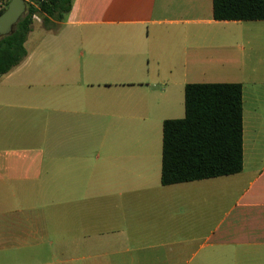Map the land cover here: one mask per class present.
Here are the masks:
<instances>
[{
	"label": "crops",
	"instance_id": "1",
	"mask_svg": "<svg viewBox=\"0 0 264 264\" xmlns=\"http://www.w3.org/2000/svg\"><path fill=\"white\" fill-rule=\"evenodd\" d=\"M26 47L0 80V181L24 214L11 263L264 264V20H217L214 0H73ZM209 83L243 87L244 169L164 186L163 124Z\"/></svg>",
	"mask_w": 264,
	"mask_h": 264
},
{
	"label": "trees",
	"instance_id": "2",
	"mask_svg": "<svg viewBox=\"0 0 264 264\" xmlns=\"http://www.w3.org/2000/svg\"><path fill=\"white\" fill-rule=\"evenodd\" d=\"M0 10L2 15L9 4ZM73 0H28L13 32L0 38V80L28 57L26 43L35 23L57 33ZM217 20H264V0H214ZM243 87L241 84H189L185 117L163 124L164 186L231 176L244 169Z\"/></svg>",
	"mask_w": 264,
	"mask_h": 264
},
{
	"label": "rangeland",
	"instance_id": "3",
	"mask_svg": "<svg viewBox=\"0 0 264 264\" xmlns=\"http://www.w3.org/2000/svg\"><path fill=\"white\" fill-rule=\"evenodd\" d=\"M28 1V0H27ZM39 20H35L34 24L42 26V19L40 16ZM38 32L37 30H35ZM6 77V76H5ZM4 79V78H3ZM15 188L10 186L8 182L0 181V264H14L9 261V231L10 222L15 221L16 218L23 217L21 214L13 213L17 206V201L21 198V194H17L18 197L14 196L11 192ZM24 196V194H22ZM25 197L23 198L24 203ZM24 205H26L24 203ZM48 213H54L52 209L46 210Z\"/></svg>",
	"mask_w": 264,
	"mask_h": 264
},
{
	"label": "water",
	"instance_id": "4",
	"mask_svg": "<svg viewBox=\"0 0 264 264\" xmlns=\"http://www.w3.org/2000/svg\"><path fill=\"white\" fill-rule=\"evenodd\" d=\"M27 11V0H10L6 11L0 15V38L13 32Z\"/></svg>",
	"mask_w": 264,
	"mask_h": 264
},
{
	"label": "built area",
	"instance_id": "5",
	"mask_svg": "<svg viewBox=\"0 0 264 264\" xmlns=\"http://www.w3.org/2000/svg\"><path fill=\"white\" fill-rule=\"evenodd\" d=\"M6 4V2L4 0H0V7L1 9L4 7V5ZM34 20H39L38 15L34 16Z\"/></svg>",
	"mask_w": 264,
	"mask_h": 264
}]
</instances>
